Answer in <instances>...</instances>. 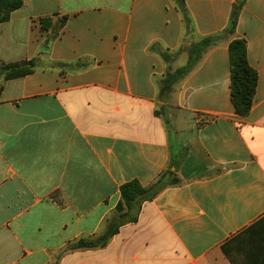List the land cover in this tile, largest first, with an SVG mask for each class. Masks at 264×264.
<instances>
[{"label":"crops","instance_id":"1","mask_svg":"<svg viewBox=\"0 0 264 264\" xmlns=\"http://www.w3.org/2000/svg\"><path fill=\"white\" fill-rule=\"evenodd\" d=\"M185 1L200 37L236 2ZM64 17L45 48L42 21ZM183 33L173 0H23L0 24V62L38 59L0 80V264H264V0H247L235 35L259 75L247 117L231 101L232 38L159 100L152 48L175 52ZM173 156L180 184L105 247L74 248L103 234L122 185L149 186Z\"/></svg>","mask_w":264,"mask_h":264},{"label":"trees","instance_id":"2","mask_svg":"<svg viewBox=\"0 0 264 264\" xmlns=\"http://www.w3.org/2000/svg\"><path fill=\"white\" fill-rule=\"evenodd\" d=\"M175 6L182 16L184 33L181 41V47L175 52L170 50L152 48L167 65L165 74L157 80L159 88V100L166 101L177 91L179 85L197 68L205 55L214 47L219 46L224 39L232 38L229 44L230 54V73H231V101L235 113L240 117H247L253 107L257 91L259 75L250 65L248 60V45L244 38L236 37V30L239 16L247 0H236L233 5L229 25L219 34L207 37H200L194 24V20L187 8L185 0H173ZM23 6V0H0V24L8 22L11 14ZM66 18H60L58 21L46 19L42 21L43 28L50 32V37L45 45L54 40L63 26ZM186 56L185 63L174 67L176 62ZM58 67L66 64L57 63ZM38 67V59L30 61H20L16 63L0 62V80L5 81L25 77L33 73ZM157 115L163 114L167 120V109L161 107ZM178 161L172 157L168 168L163 171L159 177L149 186H142L134 180L121 186V199L115 209L113 216L107 220V226L103 234L98 239L80 240L75 249H93L105 247L108 241L118 233L119 227L124 223L135 222L138 219L139 212L143 203L153 201L161 192L169 187L180 184L181 180L177 175ZM175 168V169H174ZM53 197L63 204L61 194L55 193ZM260 221H264V218Z\"/></svg>","mask_w":264,"mask_h":264},{"label":"rangeland","instance_id":"3","mask_svg":"<svg viewBox=\"0 0 264 264\" xmlns=\"http://www.w3.org/2000/svg\"><path fill=\"white\" fill-rule=\"evenodd\" d=\"M184 63H185V59L182 58L178 62H176L174 67H178L180 65H183ZM164 102L171 103V98H169L168 100L166 99V101H164ZM166 109H168V107H166ZM170 133H171L170 135H171L172 141L175 142V139H176L175 132L172 130Z\"/></svg>","mask_w":264,"mask_h":264}]
</instances>
